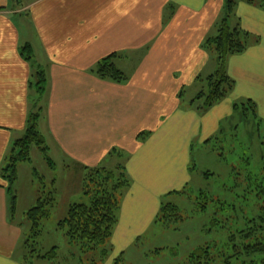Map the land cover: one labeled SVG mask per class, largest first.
I'll list each match as a JSON object with an SVG mask.
<instances>
[{
    "label": "crops",
    "instance_id": "obj_1",
    "mask_svg": "<svg viewBox=\"0 0 264 264\" xmlns=\"http://www.w3.org/2000/svg\"><path fill=\"white\" fill-rule=\"evenodd\" d=\"M226 1L235 3L230 26L248 35L247 49L226 62L236 84L232 97L203 109L198 97L218 70L207 42L218 36ZM9 2L0 0V256L8 260L22 230L12 222L2 175L36 109L38 131L64 168H124L130 187L114 230L119 235L137 221L127 211L145 197L161 207L176 193L170 185L185 190L195 150L212 154L211 139L239 111V98L264 89V8L257 3L35 0L17 10ZM28 45L30 60L23 55ZM114 55L123 83L97 75L98 64ZM39 73L46 80L42 95Z\"/></svg>",
    "mask_w": 264,
    "mask_h": 264
},
{
    "label": "rangeland",
    "instance_id": "obj_2",
    "mask_svg": "<svg viewBox=\"0 0 264 264\" xmlns=\"http://www.w3.org/2000/svg\"><path fill=\"white\" fill-rule=\"evenodd\" d=\"M32 1L35 0H10L9 8H25ZM34 80L38 84V78ZM233 82L229 98L236 88ZM254 88L250 92L253 96L243 94L239 98V111L211 139L212 154L209 152L206 157L200 149L195 150L191 166L194 176L186 186L181 185L185 190L170 185L168 190L176 193L163 199L161 207H157L154 198L145 197L144 203L127 211L128 220L133 215L137 219L131 223L132 228L127 229L126 223L127 231L119 235L114 234V228L112 238L99 247L71 243L60 223L72 205H89L101 186L113 191V183H105L102 170L106 169L84 171L74 165L64 168L52 143L43 136L48 158L33 143L30 160L18 165L16 179L10 184L11 199L16 198L12 222L22 230V236L11 245L13 259L0 256L1 263L13 264V260L17 264H264V89ZM204 104L205 99L197 102ZM14 151L10 157L15 155ZM11 164L9 158L8 165ZM127 189L117 194L119 220ZM40 202L49 204L46 207L50 216L33 233L28 213ZM166 205L178 210L170 212L166 223H159L158 217ZM250 245L262 251L251 254L254 250H246ZM53 249V260L41 258ZM244 249L250 253L247 257Z\"/></svg>",
    "mask_w": 264,
    "mask_h": 264
},
{
    "label": "trees",
    "instance_id": "obj_3",
    "mask_svg": "<svg viewBox=\"0 0 264 264\" xmlns=\"http://www.w3.org/2000/svg\"><path fill=\"white\" fill-rule=\"evenodd\" d=\"M243 1L252 4L257 3L264 8V0ZM234 5L235 3L233 1H226V16L221 23L218 36L207 42L208 49L213 51L217 57L218 70L214 75L207 79V91L201 93L198 97L199 100L205 99L203 109L221 102L233 90L234 82L228 77L226 70L227 59L230 56L242 54L247 49L248 35L239 28H232L230 26L229 20L233 13ZM23 55L27 60L31 59L32 49L29 45L23 49ZM115 58L116 55L102 60L98 64L97 75L99 78L106 81L123 83L126 81L127 77L116 67L114 62ZM45 84L46 80L44 74L39 73L37 90L40 94H43ZM250 104L255 108L254 103L250 102ZM38 119V114H33L30 117L25 137L17 141L14 148L15 151L13 150L16 153L10 157L11 163L13 164L8 165L2 175L3 180L9 184V192H11V182H14L16 179L18 165L30 160V148L33 143L40 146L42 153L48 158V147L46 146L45 138L37 128ZM102 171L106 174L105 183H113V187L111 188L113 191L111 192L110 190H107L105 186L104 189H102V186L100 185L101 188L95 191V197L89 205H72L68 210L66 219L60 223V228L66 230V234L71 243H79L87 248L106 245V243L112 238L113 230L118 222L117 212L120 207V195L123 194L130 185L123 167H119L116 171ZM117 194L120 195L118 196ZM48 205L49 204L47 203L45 205L43 202H40L36 208H33L28 213V218L33 224V233L38 230L40 222L49 218L50 212L46 207ZM177 210V207L173 205L164 206L161 210L162 216L158 217L159 223H166L171 217L170 212H177ZM15 211L16 198L12 196V218L15 215ZM256 248L258 247L250 245L246 250H254L251 254L257 251H262L260 249L256 250ZM246 250L244 249V255L247 257L250 253L247 254ZM262 252H264V250ZM104 253L106 254V251H104ZM236 256L240 255L236 254ZM55 257L56 249H53L49 254L44 255L41 258L53 260ZM28 258L29 257H27L26 260ZM229 259L230 257L228 260Z\"/></svg>",
    "mask_w": 264,
    "mask_h": 264
}]
</instances>
